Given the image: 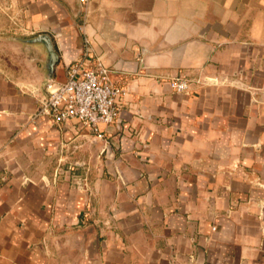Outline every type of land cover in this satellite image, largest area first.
Listing matches in <instances>:
<instances>
[{"label":"crops","instance_id":"crops-1","mask_svg":"<svg viewBox=\"0 0 264 264\" xmlns=\"http://www.w3.org/2000/svg\"><path fill=\"white\" fill-rule=\"evenodd\" d=\"M42 32L114 123L38 113ZM0 264H264V0H0Z\"/></svg>","mask_w":264,"mask_h":264},{"label":"built area","instance_id":"built-area-1","mask_svg":"<svg viewBox=\"0 0 264 264\" xmlns=\"http://www.w3.org/2000/svg\"><path fill=\"white\" fill-rule=\"evenodd\" d=\"M110 74L111 70L100 62L90 64L85 56L75 60L66 67L64 79L53 77L45 84L38 113L57 124L75 118L95 131L99 124L114 123L124 92L112 82ZM170 85L175 91H184L189 80L182 75L174 76Z\"/></svg>","mask_w":264,"mask_h":264},{"label":"water","instance_id":"water-1","mask_svg":"<svg viewBox=\"0 0 264 264\" xmlns=\"http://www.w3.org/2000/svg\"><path fill=\"white\" fill-rule=\"evenodd\" d=\"M23 42L28 44H42L46 50V60L44 64V68L46 70V78L43 81L42 88L40 89L41 95L39 99H43L45 96L44 86L45 84L54 76L55 66L59 60V54L54 46V42L49 33L42 32L34 36H30L28 38L22 39Z\"/></svg>","mask_w":264,"mask_h":264},{"label":"rangeland","instance_id":"rangeland-1","mask_svg":"<svg viewBox=\"0 0 264 264\" xmlns=\"http://www.w3.org/2000/svg\"><path fill=\"white\" fill-rule=\"evenodd\" d=\"M30 37V36H29ZM24 38H28L27 36H22V39ZM4 40V39H3ZM5 40L7 41V43L11 40V38L9 36H6ZM23 44H27L26 42H23ZM27 67V64L25 65ZM39 88H42V85L39 86Z\"/></svg>","mask_w":264,"mask_h":264}]
</instances>
